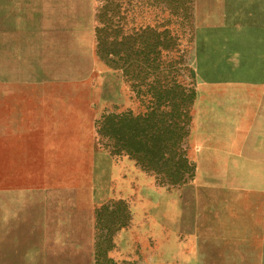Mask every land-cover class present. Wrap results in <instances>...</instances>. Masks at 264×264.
Here are the masks:
<instances>
[{
    "label": "rangeland",
    "instance_id": "374dc122",
    "mask_svg": "<svg viewBox=\"0 0 264 264\" xmlns=\"http://www.w3.org/2000/svg\"><path fill=\"white\" fill-rule=\"evenodd\" d=\"M152 4L0 0V264H94L96 247L113 264H264V0H192L182 21ZM110 22L167 29L176 84L186 60L181 185L110 154V121L141 110L97 56Z\"/></svg>",
    "mask_w": 264,
    "mask_h": 264
},
{
    "label": "trees",
    "instance_id": "16d2710c",
    "mask_svg": "<svg viewBox=\"0 0 264 264\" xmlns=\"http://www.w3.org/2000/svg\"><path fill=\"white\" fill-rule=\"evenodd\" d=\"M151 1L155 5L164 4L168 20L176 18L177 21L185 18L192 2ZM117 8L115 5L111 9L108 20L118 15ZM147 29L144 27L125 36L110 22L103 30H109L111 36L102 41L97 37V56L121 74L138 108H141L136 116L128 111L110 121L114 141L110 145V154L127 156L156 180L172 186L181 185L191 169L179 149L190 121L194 94L185 93L181 85L175 83L171 70L167 68L168 62L161 59V53L171 46L168 30ZM99 252L96 247L94 264H113L111 260L105 262Z\"/></svg>",
    "mask_w": 264,
    "mask_h": 264
},
{
    "label": "water",
    "instance_id": "95a60500",
    "mask_svg": "<svg viewBox=\"0 0 264 264\" xmlns=\"http://www.w3.org/2000/svg\"><path fill=\"white\" fill-rule=\"evenodd\" d=\"M181 65H182V68L184 70V74L182 76V79H181V87L182 89L184 90L185 93H193L194 94V87H193V82H192V79H191V76L189 75V73H187L188 71V65L186 64V60H182L181 61ZM180 154H182V159L185 161V164H189L191 165V161L189 160V143H188V140L183 138L181 141H180Z\"/></svg>",
    "mask_w": 264,
    "mask_h": 264
},
{
    "label": "crops",
    "instance_id": "0c3cea01",
    "mask_svg": "<svg viewBox=\"0 0 264 264\" xmlns=\"http://www.w3.org/2000/svg\"><path fill=\"white\" fill-rule=\"evenodd\" d=\"M189 142V141H188Z\"/></svg>",
    "mask_w": 264,
    "mask_h": 264
}]
</instances>
